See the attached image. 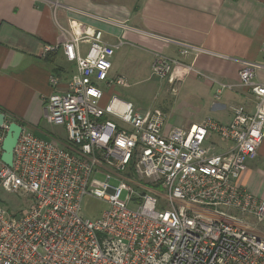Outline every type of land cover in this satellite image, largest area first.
I'll return each instance as SVG.
<instances>
[{
	"label": "built area",
	"instance_id": "1",
	"mask_svg": "<svg viewBox=\"0 0 264 264\" xmlns=\"http://www.w3.org/2000/svg\"><path fill=\"white\" fill-rule=\"evenodd\" d=\"M70 28V40L44 50L61 47L76 64L63 90L50 78L45 104L46 122L67 138L21 125L9 167L1 146L10 122L0 130V192L30 199L14 212L0 197V264H264V200L240 184L264 141V83L255 81L264 64L243 61L238 85L219 83L218 94L248 89L253 111L236 105L228 124L173 127L160 109L106 96L129 87L110 75L124 38ZM178 47L177 58L155 54L151 65L173 95L193 70L182 59L197 50ZM86 196L106 203L101 218L83 216Z\"/></svg>",
	"mask_w": 264,
	"mask_h": 264
},
{
	"label": "crops",
	"instance_id": "2",
	"mask_svg": "<svg viewBox=\"0 0 264 264\" xmlns=\"http://www.w3.org/2000/svg\"><path fill=\"white\" fill-rule=\"evenodd\" d=\"M71 25L76 33L101 30L112 44L124 38L151 59L155 54L177 58L178 43L194 47L182 62L210 77L192 78L200 80L201 98L220 117L216 121L230 123L236 105L254 110L248 89L220 95L213 81L238 85L241 62L264 64V0H0V108L9 122L35 128L45 119L54 90L50 78L58 76L63 90L76 64L61 47L44 50L70 40ZM116 76L124 75H111ZM255 81L264 83V70ZM240 184L264 200V141Z\"/></svg>",
	"mask_w": 264,
	"mask_h": 264
},
{
	"label": "rangeland",
	"instance_id": "3",
	"mask_svg": "<svg viewBox=\"0 0 264 264\" xmlns=\"http://www.w3.org/2000/svg\"><path fill=\"white\" fill-rule=\"evenodd\" d=\"M131 3L134 0H126ZM151 59L148 53L137 45L128 44L117 50L114 58V68L111 75L116 71L124 75L129 87H116L113 90H105L106 96L116 95L121 100L133 103L137 109L142 111L160 109L165 114L168 123L173 127H187L191 123H202L206 119L221 120L220 117L211 111V105H205L201 98L200 85L193 75L210 79L207 75L199 76L194 66L189 71L185 79L178 85V93L173 95L167 84L166 79H161L152 73ZM117 77V76H116ZM211 80V79H210ZM216 86L219 83L213 81ZM229 90H225L226 92ZM221 95V94H220ZM35 133L40 138L50 139L54 133L59 138L65 140L67 134L62 127L49 125L43 117L40 125L35 127ZM114 185H118L112 182ZM161 191V190H160ZM0 197L6 201L14 212H19L30 204V199L18 198L12 194L1 191ZM126 197L123 192L122 199ZM82 214L91 220L101 218L102 214L108 209L106 203L86 196L83 198Z\"/></svg>",
	"mask_w": 264,
	"mask_h": 264
},
{
	"label": "water",
	"instance_id": "4",
	"mask_svg": "<svg viewBox=\"0 0 264 264\" xmlns=\"http://www.w3.org/2000/svg\"><path fill=\"white\" fill-rule=\"evenodd\" d=\"M7 121L5 113L0 111V130L3 124ZM22 133V126L17 122H10L8 130L6 132L5 138L2 142L1 151H2V161L9 167L13 165V156L14 150L17 146L19 138Z\"/></svg>",
	"mask_w": 264,
	"mask_h": 264
},
{
	"label": "trees",
	"instance_id": "5",
	"mask_svg": "<svg viewBox=\"0 0 264 264\" xmlns=\"http://www.w3.org/2000/svg\"><path fill=\"white\" fill-rule=\"evenodd\" d=\"M0 111H2L3 113H5L1 108H0ZM13 122H17L18 124H20V122L16 121V120H13ZM22 125V124H20ZM9 210H11V207L9 205L6 206Z\"/></svg>",
	"mask_w": 264,
	"mask_h": 264
}]
</instances>
